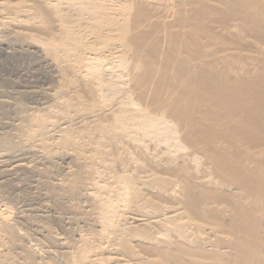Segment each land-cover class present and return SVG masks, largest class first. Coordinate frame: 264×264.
Here are the masks:
<instances>
[{"label":"bare ground","instance_id":"1","mask_svg":"<svg viewBox=\"0 0 264 264\" xmlns=\"http://www.w3.org/2000/svg\"><path fill=\"white\" fill-rule=\"evenodd\" d=\"M1 36L53 84L0 98V177L64 159L43 188L95 213L60 264H264V0H0Z\"/></svg>","mask_w":264,"mask_h":264},{"label":"rangeland","instance_id":"2","mask_svg":"<svg viewBox=\"0 0 264 264\" xmlns=\"http://www.w3.org/2000/svg\"><path fill=\"white\" fill-rule=\"evenodd\" d=\"M214 23H216V22H214ZM213 22L210 24V25H214V26H216L215 28H214V26L212 25V27H213V29L214 30H216L217 31V33L219 32H221L222 30H224V29H221V28H219V27H221V26H218V25H220L219 23H216V25L214 24ZM218 24V25H217ZM217 27H218V29L219 30H221V31H219L218 29H217ZM225 31H227V30H225ZM225 31H222V33L221 34H223V35H227V33L225 32ZM226 33V34H225ZM2 37V36H1ZM0 37V40H4L5 38H1ZM6 40V39H5ZM4 40V41H5ZM7 41V42H6ZM5 42H4V44L5 43H7V44H5V45H8V46H6L5 47V45L3 44V46H4V48H5V50H6V53H1V51H0V89H1V91L4 93H1L0 92V98L2 99V100H5V97L6 98H8L7 100H13V95H14V92H12L13 90H15V91H17L18 89H25L26 87H24V85L26 86H28L30 83V85H32V86H34L35 85V88H37V89H40V88H42L43 86V88H45L46 86H50L51 84L50 83H52V82H50L49 83V81L47 80V78H45V76H46V74L44 73V70H43V68L39 65V64H36V65H34V63H33V61L34 60H31V59H33V58H31L30 56H28V55H26V54H22V55H18V56H5L6 54H7V52L9 53V51H12V52H14L13 50H16L15 48H16V45H14V43L13 42H9L8 40H6ZM216 41V39L215 40H210V43H211V46H212V48L215 46V48H216V46H217V41ZM213 42V43H212ZM214 42H215V44H214ZM13 44V45H12ZM214 44V45H213ZM10 45V46H9ZM12 45V46H11ZM8 47H9V49H8ZM14 48V49H13ZM194 49L195 50H197L198 48L197 47H194ZM193 49V50H194ZM253 54H254V52H253ZM23 56V57H22ZM27 58H29V59H27ZM247 60H250L251 61V59H247ZM249 61V62H250ZM246 61H244V63H245ZM3 64V65H2ZM240 64L241 65H244V64H242V62H240ZM249 64V63H248ZM2 65V66H1ZM247 65V62H246V64H245V66ZM27 66V67H26ZM15 67V68H14ZM36 67H38L37 69H36ZM246 68H247V66H246ZM29 69V70H28ZM34 69H36L35 71H34ZM21 70V71H20ZM26 70V71H25ZM43 70V71H42ZM7 71V72H6ZM18 71V72H17ZM23 71V72H22ZM32 71H34V72H32ZM29 72H31V73H29ZM36 72V73H35ZM40 72H42L41 74H39ZM24 73V74H23ZM32 73H33V75H32ZM28 74V75H27ZM37 74V75H36ZM20 75V76H19ZM31 75V76H30ZM39 75V76H38ZM44 75V76H43ZM26 78V79H25ZM38 80V81H37ZM45 81H46V83H45ZM34 82V83H33ZM28 83V84H27ZM20 84V85H19ZM22 84V85H21ZM53 84V83H52ZM29 85V86H30ZM12 86H13V88H12ZM39 86H41V87H39ZM39 87V88H38ZM4 88V89H3ZM11 90V92L13 93V95H12V93L10 92V90ZM4 90V91H3ZM11 93V96L12 97H10V93ZM8 93V94H7ZM2 95H4V96H2ZM9 97H8V96ZM12 98V99H11ZM28 100L27 101H29L30 102V105H33V103H34V100H35V103H34V105L35 104H37L36 102H38V100L37 99H32V98H30L31 100H29V97L27 98ZM27 101H26V98H25V100H24V102L26 103V104H28L27 103ZM33 103H32V102ZM32 103V104H31ZM29 105V106H30ZM12 113V112H11ZM13 114V115H12ZM12 114H10V113H8L7 112V114L5 113V114H2V116L0 115V124L1 123H6L7 124V126L6 127H3V125L4 124H2L1 126H0V133L1 132H3V131H5L6 130V128H7V130L8 129H10V128H8L9 126H8V123L13 119L12 118V116L14 117V113H12ZM10 115H11V117H10ZM5 116V117H4ZM8 116V117H7ZM9 118V119H8ZM12 118V119H11ZM3 119H4V121H3ZM6 120H7V122H6ZM9 120V121H8ZM5 124V125H6ZM2 127V128H1ZM5 129V130H4ZM31 155H29V156H27V157H29V160L32 158V159H34L35 161H36V159H37V162L35 163L34 162V160L33 161H30L31 163H35V164H37L39 167L42 165V163H40V160H41V162H42V159H40L41 157H39V156H34V157H30ZM27 159V158H26ZM31 159V160H32ZM28 160V159H27ZM28 160V161H29ZM38 160H39V163H38ZM60 160L62 161V162H60ZM58 161V162H57ZM57 162V163H56ZM68 163V162H66V161H64V159H59V158H56L55 159V163H53V166H54V168H52L51 169V172L50 173H52L51 175H48V176H45V178H43V180H42V173H40V171L38 172V171H35V173H33V172H30V174L32 173V175L34 176V178H35V180H33V177H32V175H28V173H17V175H19V177H16L17 175H15V174H13L11 177H13V178H11L10 176V178L8 177V176H5V178H7V179H5L4 178V176L2 175V177H0V182L2 183H0V185H2V187L0 188V223H2V224H8V226H13L12 228H13V230H14V235L16 236V238L15 239H17V240H19L18 242H17V240H15V246H14V243L11 245V246H8V247H10L12 250H10L8 247H7V243H5V242H2V240H4L5 239V241L6 242H8V239H6L7 237H5V234H4V231H3V235L1 234V232H0V236L2 237V236H4V237H0V244H2L3 246H2V248H0L3 252H1L0 253V264H17L16 263V261L15 260H10V259H13V258H15L16 260H17V262L19 263L20 261H22V262H20V264L21 263H23V264H27V260L24 258V257H22V256H24V254H22L21 255V253H24L23 251H21L20 249H18L19 248V245H20V248H21V246H24V247H31L32 249H35V252H36V254H37V251H38V253H40V254H37V257L39 258L38 260L40 261L41 260V262L40 263H42L43 261L42 260H46L48 257H52L50 260L48 259V263L47 264H51L52 263V261H53V264H60L61 262H59V261H61L60 260V258L62 257L60 254L61 253H57V254H59L58 256H57V254H56V250H58L57 248H54V246H53V243H52V245H50V243H49V240L47 239L48 237H49V234H51L52 236H55L56 237V235L57 236H61V237H65V238H67V236L69 235H67L66 236V231H67V233H70V235H71V231L73 230L74 231V233H76L77 231H75V230H78L79 229V231L81 230V229H85L86 227H85V225H84V223L82 224L83 225V228H82V225H81V222H83V220L85 219V218H87V220L85 219V222L87 221H89L88 220V217H89V219H90V216H91V218H92V216H94L95 215V213L94 212H92L91 210H89L90 212H92V213H90V212H88L87 214H89V215H87L85 212H87V210H88V208H87V204L85 203V202H87L88 203V201H87V199L85 198V197H81V195H76L77 196V198H75L76 196H73L74 198H72V197H70V199H67V198H69V197H63V200H62V198H61V200L63 201V203H61L62 201H60V205H59V203L55 200V199H53V198H51L50 196L51 195H49L48 193H47V191H45L46 189H45V186H44V188H43V185H44V183H43V181H44V179L45 180H52V178H50L52 175H53V173L55 174V176L58 178V174L59 175H61L60 173H59V171H61L62 172V170L64 169V168H62V167H66V166H64V165H66L65 163ZM60 164H62V165H59ZM56 165H58V167H55ZM62 166V167H61ZM67 166H68V164H67ZM42 167V166H41ZM60 167H61V169H60ZM55 168H56V170H57V168H58V170L59 171H55ZM53 171H55V172H53ZM36 172H38L37 174H36ZM49 173V174H50ZM58 173V174H57ZM63 173V172H62ZM21 174H23V175H25V176H27L26 177V179H29V180H25V178L23 179V177H25V176H23V175H21ZM35 174V175H34ZM37 175V176H36ZM41 177H40V176ZM1 176V175H0ZM20 176H21V178L22 179H20ZM23 176V177H22ZM29 176V177H28ZM55 176H52V177H55ZM16 178V180H15V178ZM47 177V178H46ZM60 177V176H59ZM1 178H2V180H1ZM17 178H19V179H17ZM30 178H31V180L33 181H31L30 180ZM38 178H40L41 179V181H40V183H39V180L40 179H38ZM3 179H5V180H3ZM38 179V180H37ZM10 180V181H9ZM23 180V181H22ZM12 181V182H11ZM17 181V183H15L14 185L12 184V183H14V182H16ZM22 183H21V182ZM38 181V182H37ZM5 182V183H4ZM7 182V183H6ZM8 182L9 183H11L12 185H13V187L11 188V184H8ZM20 182V183H19ZM27 183V184H25V183ZM34 182H37V183H34ZM5 184H7V185H5ZM38 184H39V187H37L38 186ZM40 184H42V185H40ZM6 187H5V186ZM15 185H16V187H15ZM17 185H19V187L17 186ZM22 185V186H21ZM36 185V186H35ZM3 186H4V188H3ZM31 186V187H30ZM33 186V187H32ZM35 186V187H34ZM38 188V189H37ZM26 189V190H25ZM2 190V191H1ZM5 192V193H4ZM38 192H39V194H38ZM15 193V194H14ZM27 193V194H26ZM31 194V195H30ZM35 194L37 195V196H35ZM47 194V195H46ZM20 195V196H19ZM28 195V196H27ZM39 195V196H38ZM45 195H46V197H45ZM48 196V197H47ZM83 196V195H82ZM20 197V198H19ZM80 197V198H79ZM19 198V199H18ZM50 198V199H49ZM75 199V200H72V199ZM85 198V199H84ZM83 199H84V201H83ZM51 200V201H50ZM55 200V201H54ZM70 200V203L68 202ZM86 200V201H85ZM16 201V202H15ZM67 203H69L71 206L74 204V206L72 207L73 208V210L74 211H71L72 210V208L70 207V205H68V206H66L67 204H66V202ZM76 201V202H75ZM79 201V202H78ZM78 202V203H77ZM25 203V204H24ZM30 203V204H29ZM62 204V205H61ZM64 204H65V206H64ZM27 205V206H26ZM59 205V206H58ZM80 207H79V206ZM53 206V207H52ZM61 206H64V207H61ZM78 206V207H77ZM86 208H85V207ZM71 208V210H68V208ZM61 208V209H60ZM63 208V209H62ZM75 208V209H74ZM80 208V209H79ZM81 208H82V210H81ZM85 208V209H84ZM26 209V210H25ZM38 209V210H37ZM77 209H79V210H77ZM87 209V210H86ZM90 209V208H89ZM85 210V212L83 213V211ZM41 211V212H40ZM79 212V211H81L80 213L82 214H78V212L76 213V214H74V213H71V212ZM66 212V213H65ZM71 214V216H70V214ZM46 213V214H45ZM38 214H40V215H38ZM43 216H42V215ZM44 214L45 215H47V216H49L48 218H49V220H48V218H47V216H45L44 217ZM94 214V215H93ZM64 215V216H63ZM76 215V216H75ZM79 215H81L82 216V218H80L79 217ZM85 215V216H84ZM66 216H69V217H72V216H74V217H72V218H75V219H82L81 221H78V223L77 224H74V222H73V220H75V219H72V222L70 221V218H69V220H68V218L66 217ZM77 216H78V218H77ZM29 217V218H28ZM54 217V218H53ZM61 217H64V218H62V219H59V218H61ZM66 217V218H65ZM47 218V219H46ZM52 218V219H51ZM58 218V219H57ZM35 219V220H34ZM65 219H67V220H65ZM31 220V221H30ZM62 220V221H61ZM77 220L75 221V222H77ZM61 221V222H60ZM21 222V223H20ZM63 222H64V225H63ZM66 222H68L69 224H70V222H71V224H74L73 225V227L72 226H68L69 224H66ZM80 222V223H79ZM62 224V225H61ZM70 224V225H71ZM80 224V225H79ZM76 225L78 226L77 227V229H76ZM65 228H64V227ZM67 226V227H66ZM75 226V227H74ZM15 227V228H14ZM66 228H67V230H66ZM68 228H69V232H68ZM81 228V229H80ZM50 235V236H51ZM69 235V236H70ZM40 236V237H39ZM26 238V239H25ZM38 238L41 240H38ZM28 239V240H27ZM38 241H37V240ZM8 243H10V242H8ZM5 244H6V246H5ZM11 244V243H10ZM18 244V245H17ZM39 244V245H38ZM44 244H46L44 247H43V245ZM47 245H49L48 247H47ZM1 246V245H0ZM12 246L14 247V248H12ZM46 247V248H45ZM56 247V246H55ZM7 248V249H6ZM42 248H45V249H47V248H50V249H52L51 251H53V254H54V251H55V254L53 255L52 254V252L50 253V255L51 256H48L47 255V253H46V256H44L45 255V253H43L44 251H45V249H44V251H43V249ZM54 249V250H53ZM17 250H19V252L16 251ZM10 252V254H9V252ZM12 251V252H11ZM43 251V252H42ZM16 252V253H15ZM3 253H5L6 255H7V257H6V255L4 256L3 255ZM41 253H42V256H41ZM12 254V255H11ZM14 254V255H13ZM17 254V255H16ZM21 255V256H19L18 257V255ZM10 255V256H9ZM39 255H40V257H39ZM4 256V257H3ZM10 258H9V257ZM16 256V257H15ZM20 257H22V259L20 258ZM42 257H44V258H42ZM46 257V258H45ZM59 257V258H58ZM8 258V259H7ZM20 258V259H19ZM42 258V259H41ZM26 260V261H24V260ZM62 260H64L63 258H61ZM19 260V261H18ZM15 261V262H14ZM47 261V260H46ZM45 261V262H46ZM50 261V262H49ZM3 262V263H2ZM25 262V263H24ZM58 262V263H57ZM62 262H64V261H62ZM44 263V262H43ZM62 264H64V263H62Z\"/></svg>","mask_w":264,"mask_h":264}]
</instances>
